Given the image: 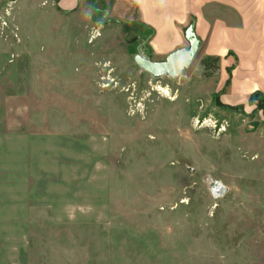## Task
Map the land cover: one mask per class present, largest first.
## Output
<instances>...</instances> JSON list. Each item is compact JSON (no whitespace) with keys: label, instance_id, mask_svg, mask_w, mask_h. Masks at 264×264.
<instances>
[{"label":"rangeland","instance_id":"1","mask_svg":"<svg viewBox=\"0 0 264 264\" xmlns=\"http://www.w3.org/2000/svg\"><path fill=\"white\" fill-rule=\"evenodd\" d=\"M112 1L0 0V264H264V97L152 76Z\"/></svg>","mask_w":264,"mask_h":264},{"label":"crops","instance_id":"2","mask_svg":"<svg viewBox=\"0 0 264 264\" xmlns=\"http://www.w3.org/2000/svg\"><path fill=\"white\" fill-rule=\"evenodd\" d=\"M81 1V0H80ZM79 0H60L64 11ZM113 18L149 30L150 56L166 57L187 47L190 23L200 41L198 50L231 64L222 101L239 104L258 92L264 97V0H113Z\"/></svg>","mask_w":264,"mask_h":264},{"label":"water","instance_id":"3","mask_svg":"<svg viewBox=\"0 0 264 264\" xmlns=\"http://www.w3.org/2000/svg\"><path fill=\"white\" fill-rule=\"evenodd\" d=\"M184 37L188 46L170 52L162 61H151L148 55L140 51L134 56V61L141 69L147 71L154 77H159L164 74L170 77H176L189 66L200 45V41L194 32L193 23H190L185 29ZM226 190L227 188L220 183L212 184L210 189L213 197L223 195Z\"/></svg>","mask_w":264,"mask_h":264},{"label":"trees","instance_id":"4","mask_svg":"<svg viewBox=\"0 0 264 264\" xmlns=\"http://www.w3.org/2000/svg\"><path fill=\"white\" fill-rule=\"evenodd\" d=\"M228 82H229V80H228ZM228 82H227V84H228ZM254 95H255V96H257V95L260 96V94H259L258 92H254V93H252L250 96H254Z\"/></svg>","mask_w":264,"mask_h":264}]
</instances>
